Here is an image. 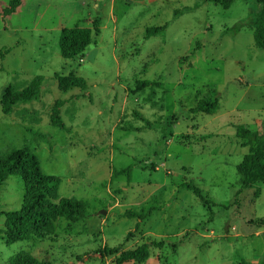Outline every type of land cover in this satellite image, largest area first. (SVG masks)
I'll use <instances>...</instances> for the list:
<instances>
[{
	"label": "rangeland",
	"instance_id": "rangeland-1",
	"mask_svg": "<svg viewBox=\"0 0 264 264\" xmlns=\"http://www.w3.org/2000/svg\"><path fill=\"white\" fill-rule=\"evenodd\" d=\"M10 1L0 0V158L33 152L84 217L7 245L0 215V264L20 252L41 263L118 264L143 244L144 262L122 264L264 262V184L258 197L243 187L237 166L249 143L235 134L241 124L264 133L259 0H21L4 16ZM67 28L99 30L82 57H61ZM70 74L86 87L58 79ZM34 81L40 89L4 114L6 89ZM138 81L153 84L138 91ZM203 99L218 102L215 114L193 113ZM22 198L21 180L9 178L0 213Z\"/></svg>",
	"mask_w": 264,
	"mask_h": 264
},
{
	"label": "trees",
	"instance_id": "trees-1",
	"mask_svg": "<svg viewBox=\"0 0 264 264\" xmlns=\"http://www.w3.org/2000/svg\"><path fill=\"white\" fill-rule=\"evenodd\" d=\"M210 1V0H208ZM223 7H230L235 0H214ZM261 9L254 20L253 39L256 47L264 50V0H259ZM21 0H11L3 10L4 16H10L17 11ZM177 11L175 14H180ZM98 24V23H96ZM166 27L151 28L146 31V37L160 34ZM93 33L99 30L67 28L59 35V51L63 59L73 60L82 57L85 50L93 42ZM197 47L192 49L190 55L197 52ZM60 81H68L86 87L84 78L70 74L66 77H58ZM149 81H138L136 89H142L152 85ZM40 82L33 84L21 91L13 92L6 89L1 100L2 111L9 114L14 104L20 99L31 98L39 89ZM218 110V102L212 100H200L193 113L215 114ZM236 137L249 143L248 153L237 166V172L244 188L255 187V195L258 197L261 185L264 184V133L252 132L247 125H237ZM137 131V130H136ZM114 176L116 173L113 174ZM112 175V179H114ZM17 177L22 182L23 198L20 209L3 211L0 215L5 216L3 238L7 245L25 241L29 235L37 237L53 234L56 230V222L63 218L76 223L84 217V206L73 198H63L59 194L60 180L57 177L46 175L38 160V157L27 149H14L0 158V188L5 185L9 178ZM197 190V188H194ZM198 191V190H197ZM142 217H140V220ZM158 246H161L160 244ZM149 256V245L143 244L135 250L126 251L120 255L117 263L134 261L144 262ZM5 264H50L38 262L27 252L12 255ZM241 264H264L249 263L242 261Z\"/></svg>",
	"mask_w": 264,
	"mask_h": 264
},
{
	"label": "water",
	"instance_id": "water-1",
	"mask_svg": "<svg viewBox=\"0 0 264 264\" xmlns=\"http://www.w3.org/2000/svg\"><path fill=\"white\" fill-rule=\"evenodd\" d=\"M102 214H104L105 213V211H103V212H101Z\"/></svg>",
	"mask_w": 264,
	"mask_h": 264
}]
</instances>
